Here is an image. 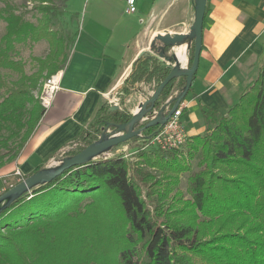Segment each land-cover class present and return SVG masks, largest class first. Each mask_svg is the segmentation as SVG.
I'll use <instances>...</instances> for the list:
<instances>
[{"label":"trees","instance_id":"obj_1","mask_svg":"<svg viewBox=\"0 0 264 264\" xmlns=\"http://www.w3.org/2000/svg\"><path fill=\"white\" fill-rule=\"evenodd\" d=\"M67 1L28 0L40 15L35 26L13 14L6 18L8 40L0 48V89L6 95L0 116L18 120L26 105L30 110L14 149L0 154V168L17 158L41 120L44 111L31 92L67 64L75 33L51 29L58 15L68 17ZM23 40L44 41L49 48L44 58H34L37 71L29 76L9 56L12 41ZM192 54L193 46L189 67ZM1 70L17 73L18 81L9 84ZM170 71L154 56H142L123 93L131 94L141 83L159 86ZM175 81L159 99L169 96ZM182 83L184 90L185 77ZM102 112L107 129L131 120L117 109L103 107ZM208 113L206 133L187 138L177 150L143 151L136 138L130 140L140 161L132 172L122 157L88 161L29 195L11 197L0 208V264H264V60L256 79L226 113L215 114L214 122ZM185 174L183 193L180 178Z\"/></svg>","mask_w":264,"mask_h":264},{"label":"crops","instance_id":"obj_2","mask_svg":"<svg viewBox=\"0 0 264 264\" xmlns=\"http://www.w3.org/2000/svg\"><path fill=\"white\" fill-rule=\"evenodd\" d=\"M196 2L137 0L136 12L129 14L125 0H69L65 11L75 36L60 71L59 90L17 158L0 168V195L18 182L14 171L26 178L38 167L44 170L64 147L107 117L99 110L117 107L110 104L113 98L123 105L118 111L135 114L136 104L147 97L141 86L156 82L123 93L140 57L150 54L161 66L187 70ZM164 32L186 37L169 47L157 40ZM263 60L264 0H205L198 67L182 114L188 138L206 133L204 112H212L207 116L214 122L215 114L226 113L238 101ZM180 81L182 77L170 93L174 101L183 90Z\"/></svg>","mask_w":264,"mask_h":264},{"label":"rangeland","instance_id":"obj_3","mask_svg":"<svg viewBox=\"0 0 264 264\" xmlns=\"http://www.w3.org/2000/svg\"><path fill=\"white\" fill-rule=\"evenodd\" d=\"M68 2L69 0L66 2L65 6L67 5ZM32 6L33 4L28 2V0H0V48H5L6 42L8 40L7 39L8 29H7L6 18L9 14H13L15 16L21 17L24 20V22H26L29 25L35 26L37 24L40 15L33 10ZM60 8L63 10L61 6ZM70 22L71 21L68 17L58 15L55 19H53L51 29L58 31L60 34L63 35L72 34L71 27H69ZM48 50H49L48 44L44 41L38 43H32L29 40H23L18 43L12 41V49L9 52V56L15 62H20V64L23 67L24 73L29 76L37 71V66L34 61V58H44L47 55ZM187 70H189V68H187ZM1 73L3 75V79L9 84L14 85L19 79V75L13 71L1 70ZM45 79L40 80L38 84V88L31 92L34 99L37 98L38 93L40 92ZM141 87H140L141 88L140 93H143L147 97L143 98L138 104H136L135 107L137 108V110L135 112L138 113L137 115H141L143 111L147 112L151 106H153L152 108H158V106L163 102L161 99L158 98L155 101L156 106L151 105L150 103L146 104V102H148L154 96V93L158 88L157 82L147 86L142 85ZM182 88H183V84H182ZM5 95H6L5 89H0V102L5 97ZM117 100H118L117 103L118 110H124L121 100L120 99ZM131 107L132 106H130V108ZM29 110H30V105H26V107L17 115L18 120L17 119L14 120L11 117L7 118L4 116H0V154H3L4 152H6V150L14 149V145L18 143V140L24 130V125L28 117ZM136 113L135 114L131 113V117L136 115ZM106 118L107 117H104L103 120L99 119V121L95 123V127L94 126L91 127L86 135H82L80 137L79 141L73 142V144L68 146L66 149H62L55 156L57 157L56 159L63 161L64 159L69 158L67 156L75 155L90 145L97 144L103 140H110L111 138H114V136H116L117 134L119 135L124 134V131H118L117 129L116 130L107 129L104 124V121L105 122L107 121ZM143 126L144 125L140 121H138L133 126L132 129V132H138L137 135H135L133 138H136L139 144L142 143L141 141L142 134H145L144 131H140L142 133L139 132V130H141V127ZM129 141L123 142L119 145L111 146L103 150L96 157V160L111 158L115 156L122 157L125 160V162L128 164L130 168V172H132V170L137 166L140 167V161L138 156L139 153H137L136 149H131L129 147ZM196 164H197L196 159L190 163L191 170L193 172L197 171ZM187 177L188 174H185L182 175L180 178L181 180L180 190L183 193L186 191ZM17 183L19 182L13 183L12 186L16 185ZM9 188L10 187L8 186L6 190H8ZM149 208L151 209V206H149Z\"/></svg>","mask_w":264,"mask_h":264},{"label":"water","instance_id":"obj_4","mask_svg":"<svg viewBox=\"0 0 264 264\" xmlns=\"http://www.w3.org/2000/svg\"><path fill=\"white\" fill-rule=\"evenodd\" d=\"M205 15V0H197L196 2V12H195V19L192 25V37L194 38L193 43V54H192V62L189 67V70H185L181 72L178 68H172L167 77L159 84L154 96L146 102V104L154 105L155 101L159 98L162 90L173 80H176L181 77L186 78V85L185 88L177 101L182 100L186 95L188 88L190 86V81L193 75L197 71L198 61H199V54L201 50V36H202V27H203V19ZM184 35H173L169 32H164L163 34L157 36V40L165 44L166 46L173 47L177 45H181L185 40ZM151 106L150 108H152ZM113 109H117L114 107ZM145 111L141 113V115H134L131 117V120L122 126L118 127V131H124L122 135H116L114 138L110 140H103L97 144L90 145L85 149L81 150L77 154L73 155L72 157L66 158L62 161V163L53 169H44L37 173H33L28 177L24 178L22 181L17 183L16 185L12 186L8 190H6L0 196V208H2L5 203L15 195H22V194H30L34 189L43 186L55 178L59 177L63 172L69 170L71 168L79 167L85 164L88 161L96 160V157L105 149L119 145L123 142H127L132 139L138 132H132L133 126L141 120L145 116ZM170 114L166 116L164 120L158 121V119L152 120L148 124L144 126L143 129L139 130L144 131L145 129L155 127L159 124H164Z\"/></svg>","mask_w":264,"mask_h":264},{"label":"built area","instance_id":"obj_5","mask_svg":"<svg viewBox=\"0 0 264 264\" xmlns=\"http://www.w3.org/2000/svg\"><path fill=\"white\" fill-rule=\"evenodd\" d=\"M136 1L137 0H125L127 13L133 14L136 12ZM59 86L60 72L45 79L38 95V100L43 111L50 108L55 94L59 90ZM117 103L118 100L113 98L110 104L112 106H117ZM186 108L187 103L184 100L174 101V98L170 96V94L165 100H163L158 108H149L145 113V116L140 120L144 126L155 119H158V121L164 120L168 114H170V117L164 124L152 127L153 129L151 131L142 134L141 144L143 145L141 150L171 151L181 148L188 138L182 123V114ZM68 146L63 149H66ZM56 158L57 157L53 158L47 164L45 169L56 168L62 163V160L60 161ZM13 174L18 178V182L24 179L21 177V173L18 170L14 171ZM9 187L11 188L12 185Z\"/></svg>","mask_w":264,"mask_h":264},{"label":"bare ground","instance_id":"obj_6","mask_svg":"<svg viewBox=\"0 0 264 264\" xmlns=\"http://www.w3.org/2000/svg\"><path fill=\"white\" fill-rule=\"evenodd\" d=\"M136 113V112H135ZM136 114H138V113H136Z\"/></svg>","mask_w":264,"mask_h":264}]
</instances>
